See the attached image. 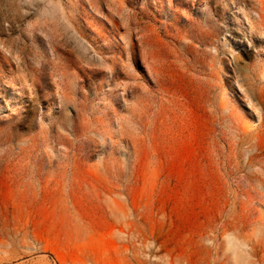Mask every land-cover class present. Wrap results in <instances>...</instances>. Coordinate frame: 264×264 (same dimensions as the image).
Instances as JSON below:
<instances>
[{"label": "rangeland", "instance_id": "obj_1", "mask_svg": "<svg viewBox=\"0 0 264 264\" xmlns=\"http://www.w3.org/2000/svg\"><path fill=\"white\" fill-rule=\"evenodd\" d=\"M0 264H264V0H0Z\"/></svg>", "mask_w": 264, "mask_h": 264}]
</instances>
